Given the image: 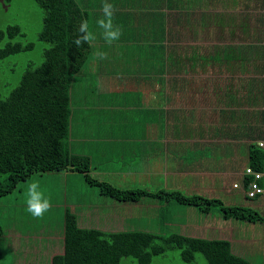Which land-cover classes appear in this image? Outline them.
<instances>
[{"label": "crops", "instance_id": "0c3cea01", "mask_svg": "<svg viewBox=\"0 0 264 264\" xmlns=\"http://www.w3.org/2000/svg\"><path fill=\"white\" fill-rule=\"evenodd\" d=\"M75 1L96 39L70 86L69 149L90 157V174L147 191L149 175L173 176L171 189L183 190L178 175L189 190H198V183L216 191L228 180L243 189L248 144L264 138V0ZM105 2L121 30L110 44L95 23ZM157 158L164 170L154 168ZM61 173L67 187L69 175L78 172L42 175ZM259 197L264 211V193L252 199ZM113 201L100 209L64 197L62 218L67 207L80 227L102 224L96 228L115 231L107 224L125 223L130 211L123 214L121 207L138 202ZM13 236L19 246L30 234ZM61 252L62 244L51 245L42 264Z\"/></svg>", "mask_w": 264, "mask_h": 264}, {"label": "trees", "instance_id": "16d2710c", "mask_svg": "<svg viewBox=\"0 0 264 264\" xmlns=\"http://www.w3.org/2000/svg\"><path fill=\"white\" fill-rule=\"evenodd\" d=\"M33 1L43 9L38 38L49 46L43 50L42 63L25 69L19 83L5 99H0V196L12 192L19 181L33 174L71 170L81 173L89 185H95L100 195L117 202L137 203L143 196L159 197L164 198L166 204L173 200L197 206L203 212L218 205L224 218L264 223V211L249 205L225 204L219 197L188 195L178 189L150 192L142 188H122L93 177L90 157L69 149L70 86L90 51L89 44L77 47L73 40L80 21L86 20L87 14L75 0ZM19 32L17 25L0 29V41L5 34L13 37ZM32 46V43L7 42L0 48V59ZM247 166L257 170L264 166V149L257 143L248 144ZM249 179L250 176L243 175V190ZM260 183L263 186V180ZM161 206L160 210L164 207ZM2 233L0 225V236ZM167 247L178 248L184 261H192L199 252L208 264H253L233 253L227 239L80 227L76 215L67 207L63 215L62 252L54 254L50 264H119L122 256H131L138 264H148L153 255Z\"/></svg>", "mask_w": 264, "mask_h": 264}, {"label": "rangeland", "instance_id": "374dc122", "mask_svg": "<svg viewBox=\"0 0 264 264\" xmlns=\"http://www.w3.org/2000/svg\"><path fill=\"white\" fill-rule=\"evenodd\" d=\"M42 16L43 9L33 0H11L8 3L0 0V29L6 30L10 25H17L20 30L19 34L13 37H8L5 34L0 41V48L7 42L33 44L29 49L0 59V99H5L19 83L25 69L36 67L42 63L43 50L49 46L48 43L38 38L42 27ZM70 103L74 106L75 97L73 98L72 94H70ZM190 161L191 159L186 163ZM162 162L164 160L157 158V165L154 168L159 171L164 170V166H160ZM42 174L40 176L44 177H40L41 179L36 175H31L28 179L19 181L12 192L0 196V225L3 229L0 236V258H2L0 264H42L47 258L45 254L51 250V245L62 244V240H59L57 236H62L63 233L62 211L64 208L60 204L64 197L67 198L68 203L80 201L93 203L100 209L112 208L113 199L100 195L95 185H89L81 173H75V178L74 175H69L67 187L64 173L56 175V177H47ZM172 177L170 175H149L146 187L150 192L159 191L160 188L170 190L173 187L170 184ZM117 179L118 177H111V183ZM175 179L179 181L184 194L200 193L207 197H219L225 204L249 205L259 211L263 209L261 205L263 197L256 199L246 197L243 195L242 188L243 193L241 189L231 186V180H228L225 188L224 183L221 182L216 191H206L198 183H192L198 190L186 189L192 185L183 184L182 175L175 176ZM34 182L39 184L38 191L50 201L49 210L41 217H34L27 211V190L29 185ZM65 192L66 194H64ZM159 199L160 201H158ZM160 206H164L162 210H160ZM73 210L79 213V223L84 225L80 210L78 208H73ZM124 210L126 211L124 212ZM120 211L123 214L130 211V216L123 217L126 220L125 223H115L114 221L107 224L110 227L109 230H117L122 227L127 230H144L158 236L180 233L208 239H227L231 241L233 253L248 259L253 264H264V223L234 217L224 218L218 205L213 206L209 212H203L194 205L181 204L173 200L167 201L166 204L164 198L143 196L137 205L132 204L130 209L121 207ZM94 225L88 227L96 228L102 224ZM102 227L105 228V226ZM15 232H23L25 236L29 233L30 237L22 238L18 246L13 236ZM48 234L55 237L48 239ZM157 241L159 240L157 239ZM119 264H138V262L131 256H122ZM148 264L208 263L199 252L194 254L192 261H184L178 248L167 247L162 252L153 255Z\"/></svg>", "mask_w": 264, "mask_h": 264}, {"label": "clouds", "instance_id": "9594fccd", "mask_svg": "<svg viewBox=\"0 0 264 264\" xmlns=\"http://www.w3.org/2000/svg\"><path fill=\"white\" fill-rule=\"evenodd\" d=\"M102 16L97 18L96 25L101 30L99 35L106 43L117 41L121 36V30L118 26H114L112 22V5L105 2L102 9ZM96 39V33L90 31L87 20H81L76 29V36L73 43L80 47L83 44H91ZM98 56L103 59L104 53L99 52ZM39 184L32 183L27 190V211L34 217H41L50 208V201L39 191Z\"/></svg>", "mask_w": 264, "mask_h": 264}, {"label": "built area", "instance_id": "2783aa9c", "mask_svg": "<svg viewBox=\"0 0 264 264\" xmlns=\"http://www.w3.org/2000/svg\"><path fill=\"white\" fill-rule=\"evenodd\" d=\"M257 144L259 147L264 149V138H261L257 141ZM244 176H250V179L248 180L247 187L244 190L246 196L248 198H254L257 195L264 193V187L260 183V180L264 179V166L262 169H253L250 166H246L244 169ZM232 186L234 188H238L239 184L233 183Z\"/></svg>", "mask_w": 264, "mask_h": 264}]
</instances>
